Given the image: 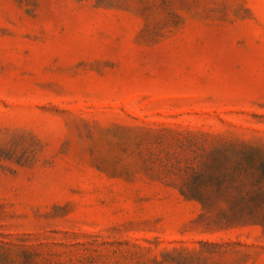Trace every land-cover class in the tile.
I'll use <instances>...</instances> for the list:
<instances>
[{
    "label": "rangeland",
    "instance_id": "obj_1",
    "mask_svg": "<svg viewBox=\"0 0 264 264\" xmlns=\"http://www.w3.org/2000/svg\"><path fill=\"white\" fill-rule=\"evenodd\" d=\"M263 180L264 0H0V264H264Z\"/></svg>",
    "mask_w": 264,
    "mask_h": 264
},
{
    "label": "trees",
    "instance_id": "obj_2",
    "mask_svg": "<svg viewBox=\"0 0 264 264\" xmlns=\"http://www.w3.org/2000/svg\"><path fill=\"white\" fill-rule=\"evenodd\" d=\"M206 181L209 182L211 180L206 178ZM200 184L201 180L196 186L200 187ZM258 188V195L264 197V180L258 183ZM201 189L202 188L196 189L192 197L193 199L198 200L205 207L204 202L208 200V198ZM210 191L211 193H220V182L217 187H212ZM230 209L232 210V217L230 216L229 218L231 219L230 221L232 223H253L255 225H261L262 227H264V211L260 206H252L247 203H233Z\"/></svg>",
    "mask_w": 264,
    "mask_h": 264
}]
</instances>
